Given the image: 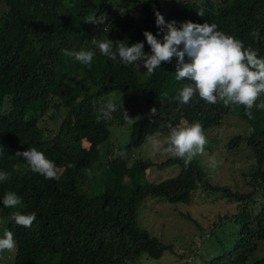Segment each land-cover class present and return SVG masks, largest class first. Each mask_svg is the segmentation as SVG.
Returning a JSON list of instances; mask_svg holds the SVG:
<instances>
[{
    "label": "trees",
    "instance_id": "obj_1",
    "mask_svg": "<svg viewBox=\"0 0 264 264\" xmlns=\"http://www.w3.org/2000/svg\"><path fill=\"white\" fill-rule=\"evenodd\" d=\"M0 7V172L11 173L0 181V219L13 211L36 213L31 228L14 221L0 225L1 236L8 229L16 241L8 257L0 256L1 264H128L141 254L158 258L173 246L140 224L141 203L158 197L188 204L199 193L211 192L238 207L222 214L218 224L234 221L238 227L230 232L231 245L205 264H246L264 238V202L256 210L251 207L253 195H264V110L253 108L249 119L243 106L212 105L198 95L179 105L173 97L187 81L175 80V57L150 74L142 62L124 66L101 55L93 40L128 46L143 42L150 54L143 33L162 41L154 14L159 11L177 28L185 21L215 23L264 58V0H0ZM201 9L203 17L197 15ZM92 18L104 22H86ZM253 31H259L258 40ZM63 49L93 51L95 56L88 67L65 56ZM164 93L168 97L162 100ZM121 100L131 123L119 110L112 119L97 122L101 104L119 105ZM226 114L238 115L247 128L226 137ZM184 121L203 126L208 140L204 154L187 167L172 154L159 162L142 155L147 137L168 136V123L183 126ZM32 147L55 163L59 180L24 170L26 162L15 153ZM240 149L246 162L235 168L224 161L227 170L221 171L243 179V185L233 188L212 177L206 161ZM175 164L173 176L138 177L152 165ZM7 192L22 197V205L3 207ZM251 264H264V254Z\"/></svg>",
    "mask_w": 264,
    "mask_h": 264
},
{
    "label": "clouds",
    "instance_id": "obj_2",
    "mask_svg": "<svg viewBox=\"0 0 264 264\" xmlns=\"http://www.w3.org/2000/svg\"><path fill=\"white\" fill-rule=\"evenodd\" d=\"M154 14L159 29L157 35L163 33V37L161 41L151 32L144 31L143 35L150 46V54L145 53L143 42H135L128 46L123 41L113 42L104 39L93 40V44L101 55L114 62L118 61L121 65L130 66L142 62L140 65L142 64L150 74L160 68L161 62L170 63L175 57V80L187 81L173 97L179 105H188L198 95L200 99L212 105L220 103L225 107L243 106L249 119L254 118L253 108L264 110V100H261V97H264V58L259 57L258 50L251 46L245 47L241 40L218 30L215 23L199 24L185 21L177 28L175 20L166 22L159 11H155ZM197 15L203 17V9L198 11ZM86 22L100 24L104 20L98 21L92 18ZM251 35L258 40L260 33L253 31ZM62 52L65 56L74 57L80 64L88 67L91 66L95 56L93 51L71 52L63 49ZM167 97L168 94L164 93L162 100ZM258 101L260 102L257 103ZM93 107L95 108L96 105L94 104ZM118 110L124 121L132 122L133 119L123 109L122 100L119 105L113 101L101 104L97 109V122L112 119V114ZM155 112L156 108H152L151 113L155 114ZM166 126L169 129L168 136L164 145L156 143L157 150L163 147L165 152L182 159L186 167L198 155L205 153L208 140L201 123L188 124L184 121L183 126H173L171 123ZM2 154L0 148V155ZM15 157L26 162L25 171L30 170L45 179L59 180L55 163L35 147L22 152L17 151ZM211 165L215 167V160L211 161ZM14 170L19 171L20 165H15ZM10 175L9 172H0V181H7ZM22 199L15 192H7L2 200L3 207L16 209L22 205ZM35 220L34 212L26 215L13 211L6 219H0V225L14 221L18 226L31 228ZM15 247L13 232L5 229L3 236L0 234L1 258L8 257L9 251Z\"/></svg>",
    "mask_w": 264,
    "mask_h": 264
},
{
    "label": "rangeland",
    "instance_id": "obj_3",
    "mask_svg": "<svg viewBox=\"0 0 264 264\" xmlns=\"http://www.w3.org/2000/svg\"><path fill=\"white\" fill-rule=\"evenodd\" d=\"M110 95V99L114 98L115 92ZM223 124L227 127L226 137L236 131L243 132L247 128L246 122L235 114H226ZM166 138V133L147 137L141 145L142 155L155 162L164 160L171 153L165 152L163 147L157 150L155 145L157 142L164 145ZM222 154L224 159L219 156L212 159L216 162V171L212 169L211 163L209 164V161H206V164L211 168L209 173L214 178L219 177L221 182L230 184L233 188L240 187L243 185V179L236 172L229 176V174H224L221 171L227 170L224 161L235 168L245 163L247 158L244 155V150L222 151ZM177 171L178 166L176 164L163 167L152 165L138 172V177L143 175V178L147 180H159L173 176ZM208 194L211 195L207 196L206 193H199L188 204L169 202L158 197L143 201L138 211L139 216L137 215L140 224L162 242L171 243L173 250H164L158 258L141 254L136 260L128 264H205L208 258L221 251L223 247L231 245L234 237L230 232L233 231L234 234L235 227L233 225L238 227V223L234 221L225 223L223 221L225 224L220 225L218 222L221 216L224 219L222 214L237 212V204L234 200H228L219 193L211 192ZM252 198L255 200L251 207L256 210L261 202H264V195H261V192L258 191ZM221 244L225 246H221ZM263 254L264 238L258 242L257 248L248 257L246 264H251L255 258Z\"/></svg>",
    "mask_w": 264,
    "mask_h": 264
}]
</instances>
